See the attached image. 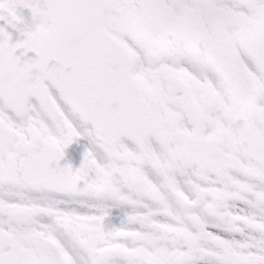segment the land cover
I'll use <instances>...</instances> for the list:
<instances>
[{
    "label": "snow or ice",
    "instance_id": "snow-or-ice-1",
    "mask_svg": "<svg viewBox=\"0 0 264 264\" xmlns=\"http://www.w3.org/2000/svg\"><path fill=\"white\" fill-rule=\"evenodd\" d=\"M0 264H264V0H0Z\"/></svg>",
    "mask_w": 264,
    "mask_h": 264
},
{
    "label": "flooded vegetation",
    "instance_id": "flooded-vegetation-1",
    "mask_svg": "<svg viewBox=\"0 0 264 264\" xmlns=\"http://www.w3.org/2000/svg\"><path fill=\"white\" fill-rule=\"evenodd\" d=\"M89 146V141L87 139H81L78 143L70 146L67 150V155L62 164L72 163L74 167H79L82 163L83 153ZM123 211L120 209L113 210V214L110 220L107 222L109 226H119L123 220ZM239 239L240 237L237 236Z\"/></svg>",
    "mask_w": 264,
    "mask_h": 264
}]
</instances>
